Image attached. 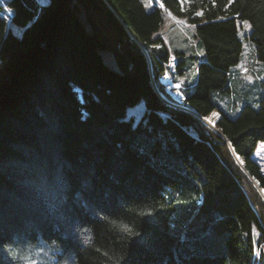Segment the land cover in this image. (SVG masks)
Segmentation results:
<instances>
[{"label": "trees", "instance_id": "1", "mask_svg": "<svg viewBox=\"0 0 264 264\" xmlns=\"http://www.w3.org/2000/svg\"><path fill=\"white\" fill-rule=\"evenodd\" d=\"M157 1L0 0V264H264V90L215 98L232 90L238 20L264 60V0ZM164 10L194 25L183 97L217 109V130L153 86Z\"/></svg>", "mask_w": 264, "mask_h": 264}, {"label": "rangeland", "instance_id": "2", "mask_svg": "<svg viewBox=\"0 0 264 264\" xmlns=\"http://www.w3.org/2000/svg\"><path fill=\"white\" fill-rule=\"evenodd\" d=\"M46 1L47 0H38L40 4ZM142 2L146 9L151 8V4L153 3L159 5L157 0H142ZM163 12V23L155 32L156 35L161 37L162 41L160 44H156L155 48H157L160 53H167L168 57L165 70L158 77L165 91H159L156 86L155 88L157 92L163 93L169 99L172 98L171 100L177 103L180 102L179 104H182L183 108H188L184 101L182 85L184 84L185 86L187 78L191 76V65L196 63V58L202 54L203 50L198 40L194 37V25L189 22L185 16H176L167 10ZM244 21L246 20H238V24L241 25L238 33L243 42V51L240 61L230 69L229 77L232 83L231 93L223 94V96L220 97L215 96L217 103L227 110V105L230 101L238 106L243 102H255L258 92L264 90V60L256 59L254 55V46L252 42L245 37V34L249 32L251 27L248 21L247 24H245ZM176 58L183 61L181 65L182 75L174 72ZM106 61L109 63L112 61V57L109 54L106 55ZM184 73H186V76ZM166 76L167 81H161V78H166ZM244 76L246 79L243 80ZM177 85H179V87H176ZM175 94H177V101L174 96ZM177 107H179V105ZM141 109L142 103L136 102L126 108V116L131 115L134 119H137L141 113ZM210 113L217 114L214 125L205 122L208 126L212 127L215 126L219 113L217 109L212 110ZM254 157L260 164L262 172H264V141L258 142L254 150ZM235 159L237 161L238 157ZM251 179L254 181L253 178ZM258 190L260 193L262 192L261 195L264 198V189L259 187Z\"/></svg>", "mask_w": 264, "mask_h": 264}, {"label": "water", "instance_id": "3", "mask_svg": "<svg viewBox=\"0 0 264 264\" xmlns=\"http://www.w3.org/2000/svg\"><path fill=\"white\" fill-rule=\"evenodd\" d=\"M128 29V31H129V33L132 35V37L138 42V40H137V38L135 37V35H134V33L129 29V28H127ZM138 44L140 45V47L143 49V51L145 52V54H147V52H146V50H145V48L143 47V45L141 44V43H139L138 42ZM152 83H153V86L155 87V84H154V82H153V80H152ZM156 89V88H155ZM157 90V89H156ZM158 93V95L161 97V99L163 100V101H165L167 104H169V105H171L166 99H165V97H164V94L163 93H161V92H157ZM172 106H174V107H177L178 105H172ZM179 108V107H178ZM181 109H183V108H181ZM183 110H187V111H190V112H192V113H194V114H196L197 116H199V118H201L204 122H206L205 120H204V116H202V115H200L199 113H197V112H195V111H193L192 109H183ZM207 123V122H206ZM208 124V123H207ZM212 128H214L215 130H217L216 129V127L215 126H212ZM233 154H234V156H235V158H237V157H241V162H239L238 160V162L240 163V165L241 166H243V164H242V162H243V157L242 156H238L234 151H233ZM251 177V176H250ZM252 178V177H251ZM256 185V187H258V185L257 184H255ZM258 189H259V187H258ZM262 193V192H261Z\"/></svg>", "mask_w": 264, "mask_h": 264}, {"label": "bare ground", "instance_id": "4", "mask_svg": "<svg viewBox=\"0 0 264 264\" xmlns=\"http://www.w3.org/2000/svg\"><path fill=\"white\" fill-rule=\"evenodd\" d=\"M164 79H165V81H167V76H166V78L165 77H163ZM165 91V90H164ZM175 96V98H176V101L178 100L177 99V94H175L174 95ZM164 97H165V99L171 104V105H179V107H181V108H183V106H182V104H179V103H177V102H175L174 100H171V99H169L168 97H166L165 95H164ZM183 100V99H182ZM186 103V102H185ZM186 105H187V103H186ZM188 106V105H187ZM183 109H190V107L188 106V108H183ZM216 113H210V114H207L206 116H204V120L208 123V124H211V125H214V122H215V117H216ZM238 160H239V162H241L242 160H241V157H238Z\"/></svg>", "mask_w": 264, "mask_h": 264}, {"label": "crops", "instance_id": "5", "mask_svg": "<svg viewBox=\"0 0 264 264\" xmlns=\"http://www.w3.org/2000/svg\"><path fill=\"white\" fill-rule=\"evenodd\" d=\"M174 72L177 74V72H176V66H174ZM180 75H182V74H180ZM184 75L186 76V73H184ZM195 77H196V64L193 63L191 65V76L189 78H187L186 83H185V86H184V84L182 85L183 90L184 89L187 90V89L191 88V86L193 85V83L195 81ZM244 79H246L245 76L243 77V80Z\"/></svg>", "mask_w": 264, "mask_h": 264}, {"label": "snow or ice", "instance_id": "6", "mask_svg": "<svg viewBox=\"0 0 264 264\" xmlns=\"http://www.w3.org/2000/svg\"><path fill=\"white\" fill-rule=\"evenodd\" d=\"M230 2H231V0H230ZM244 23L247 24V21H244ZM176 87H179V85H177ZM5 250H7V249H5Z\"/></svg>", "mask_w": 264, "mask_h": 264}]
</instances>
